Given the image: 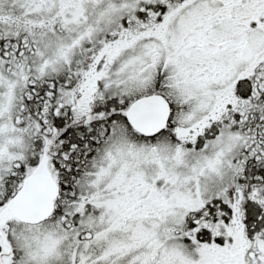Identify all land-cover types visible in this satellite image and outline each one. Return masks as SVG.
I'll return each instance as SVG.
<instances>
[{
    "label": "snow or ice",
    "instance_id": "1",
    "mask_svg": "<svg viewBox=\"0 0 264 264\" xmlns=\"http://www.w3.org/2000/svg\"><path fill=\"white\" fill-rule=\"evenodd\" d=\"M0 264H264V0H0Z\"/></svg>",
    "mask_w": 264,
    "mask_h": 264
}]
</instances>
